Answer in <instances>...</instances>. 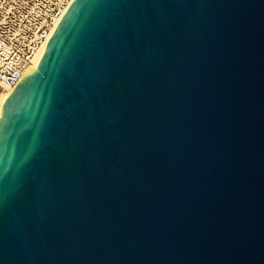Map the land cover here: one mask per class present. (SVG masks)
<instances>
[{
    "label": "water",
    "instance_id": "obj_1",
    "mask_svg": "<svg viewBox=\"0 0 264 264\" xmlns=\"http://www.w3.org/2000/svg\"><path fill=\"white\" fill-rule=\"evenodd\" d=\"M0 264H264V0H72L1 108Z\"/></svg>",
    "mask_w": 264,
    "mask_h": 264
},
{
    "label": "built area",
    "instance_id": "obj_2",
    "mask_svg": "<svg viewBox=\"0 0 264 264\" xmlns=\"http://www.w3.org/2000/svg\"><path fill=\"white\" fill-rule=\"evenodd\" d=\"M72 0H0V92L13 90Z\"/></svg>",
    "mask_w": 264,
    "mask_h": 264
},
{
    "label": "bare ground",
    "instance_id": "obj_3",
    "mask_svg": "<svg viewBox=\"0 0 264 264\" xmlns=\"http://www.w3.org/2000/svg\"><path fill=\"white\" fill-rule=\"evenodd\" d=\"M64 14V13H63ZM61 19V18H60ZM60 19H59V21H60ZM58 21V22H59ZM58 24V23H57ZM57 24L55 25V27L53 28V30H52V33L54 32V30H55V28H56V26H57ZM51 33V34H52ZM47 43V42H46ZM46 43H44V45L39 49V51L36 53V55H35V57L33 58V60H32V64L30 65V67H28V69H27V71L31 68V67H33V68H35L36 67V65L38 64V62L40 61V58H41V56H42V54H43V52H44V50H45V48H46ZM26 71V72H27ZM12 90H7V91H2V92H0V115H1V108H2V105H3V103H4V101H5V99L7 98V96L9 95V93L11 92Z\"/></svg>",
    "mask_w": 264,
    "mask_h": 264
}]
</instances>
